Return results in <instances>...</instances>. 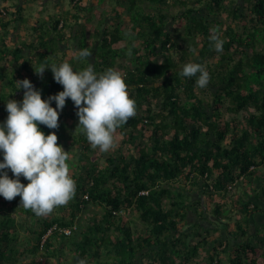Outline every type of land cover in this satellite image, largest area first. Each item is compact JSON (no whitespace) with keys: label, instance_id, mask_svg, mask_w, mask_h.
Here are the masks:
<instances>
[{"label":"trees","instance_id":"trees-1","mask_svg":"<svg viewBox=\"0 0 264 264\" xmlns=\"http://www.w3.org/2000/svg\"><path fill=\"white\" fill-rule=\"evenodd\" d=\"M47 1L0 0V125L23 99L16 81L47 100L63 86L34 70L64 62L120 72L136 115L107 152L70 98L58 129L38 124L69 151L75 195L47 216L0 196V264H264V0H114L97 25L93 1ZM188 63L205 88L180 75Z\"/></svg>","mask_w":264,"mask_h":264},{"label":"clouds","instance_id":"clouds-1","mask_svg":"<svg viewBox=\"0 0 264 264\" xmlns=\"http://www.w3.org/2000/svg\"><path fill=\"white\" fill-rule=\"evenodd\" d=\"M210 41L217 52L223 51L224 40L217 29H211ZM87 48L79 50L80 59L90 58ZM50 68L54 80L63 86V91L42 99L41 91L35 89L28 79L16 81L17 89H24L20 102L8 100L7 119L0 125V196L11 201L21 197V204L31 209L36 216H47L55 207L66 205L75 195V181L70 175L68 152L58 145L55 132L45 135L38 127L58 129L60 111L67 98L74 102L78 126H82L93 148L107 152L116 146L115 133L129 118L136 115V102L130 98L123 75L113 69L102 74L94 71L93 65L75 72L69 63L59 66L41 65L34 72L43 79ZM199 73V76H197ZM182 77H197L196 84L205 88L210 74L199 63H188L180 73ZM56 102V107L51 102ZM59 110V111H58ZM10 169L15 179L8 176ZM23 176L29 183H21ZM79 264H86L80 260Z\"/></svg>","mask_w":264,"mask_h":264},{"label":"rangeland","instance_id":"rangeland-1","mask_svg":"<svg viewBox=\"0 0 264 264\" xmlns=\"http://www.w3.org/2000/svg\"><path fill=\"white\" fill-rule=\"evenodd\" d=\"M33 1L35 2L34 5L37 9H39V7H46L47 2H50V1L44 0L45 1L44 5H42L41 4L42 2L40 0H33ZM57 1H59L58 3L61 4L62 7H69L71 4L70 0H55L54 2H57ZM83 1H85V3H87V1H90V2L93 1L91 3L88 2V3H90L89 5L86 4L87 8H88L86 15L88 17L91 16L92 25H93V23L97 25L102 21L101 20L102 14L105 16V14L107 12L106 10L111 7V6H109V3H111L114 0H111V1H109V0H83ZM48 4L50 5V3H48ZM111 5H112V7L114 6V4H111ZM63 147L73 149V146L66 145V144H63ZM56 213L58 214L59 212H56V211L53 212V214H56Z\"/></svg>","mask_w":264,"mask_h":264},{"label":"built area","instance_id":"built-area-1","mask_svg":"<svg viewBox=\"0 0 264 264\" xmlns=\"http://www.w3.org/2000/svg\"><path fill=\"white\" fill-rule=\"evenodd\" d=\"M63 231H64L65 233H70V232H71V229H70V227H65V228L63 229Z\"/></svg>","mask_w":264,"mask_h":264}]
</instances>
